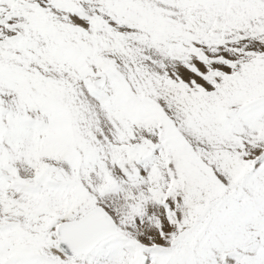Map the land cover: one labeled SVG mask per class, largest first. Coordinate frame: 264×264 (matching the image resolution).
<instances>
[{
  "label": "snow or ice",
  "instance_id": "6c2138e0",
  "mask_svg": "<svg viewBox=\"0 0 264 264\" xmlns=\"http://www.w3.org/2000/svg\"><path fill=\"white\" fill-rule=\"evenodd\" d=\"M0 264H264V0H0Z\"/></svg>",
  "mask_w": 264,
  "mask_h": 264
}]
</instances>
